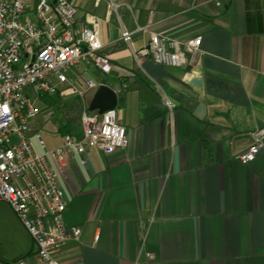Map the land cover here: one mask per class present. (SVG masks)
<instances>
[{
    "label": "crops",
    "instance_id": "obj_1",
    "mask_svg": "<svg viewBox=\"0 0 264 264\" xmlns=\"http://www.w3.org/2000/svg\"><path fill=\"white\" fill-rule=\"evenodd\" d=\"M38 1L26 0V8L34 11ZM68 1L78 11L76 26L85 25L86 14L97 17L100 53L113 65L103 75L80 64L69 77L78 87L91 80L116 92L128 145L111 155L94 148L67 154L57 170L67 200L64 224L80 237L56 258L64 264H264V0ZM136 26L148 31L122 42V30ZM150 32L182 42L200 37L197 66L137 65L133 52ZM97 87L83 99L38 100L58 115H39V129L50 130L39 134L45 150L60 146L66 134L81 136L82 127L74 126H81ZM31 121L27 137L41 153ZM257 131H263L262 149L242 164L236 156ZM1 205L0 221L10 223L3 231L24 240L0 258L33 260V241Z\"/></svg>",
    "mask_w": 264,
    "mask_h": 264
},
{
    "label": "built area",
    "instance_id": "obj_2",
    "mask_svg": "<svg viewBox=\"0 0 264 264\" xmlns=\"http://www.w3.org/2000/svg\"><path fill=\"white\" fill-rule=\"evenodd\" d=\"M117 7L111 4L114 11ZM25 10L26 0H0V202L16 214L36 250L33 260L0 258V264H64L56 256L68 242L79 239L80 230L65 227L67 200L57 170L62 171L71 151L83 155L94 148L111 155L125 149L128 135L115 109L98 114L84 107L79 138L66 134L60 146L45 150L37 134L42 152L35 150L27 134L29 121L41 113L38 100L56 94L83 99L97 85L87 80L84 87H78L69 77L70 70L84 64L108 75L113 65L100 53L97 17L86 14L85 25L76 26L78 11L68 0H39L34 22L22 19ZM146 31L148 27L140 26L132 32L122 30L120 39L130 44L134 33ZM200 45V37L182 42L150 32L148 43L134 51L133 58L137 65L152 60L166 67L194 68ZM163 102L173 108L169 100ZM262 134L253 133V143L237 154L240 163L247 164L259 154Z\"/></svg>",
    "mask_w": 264,
    "mask_h": 264
},
{
    "label": "rangeland",
    "instance_id": "obj_3",
    "mask_svg": "<svg viewBox=\"0 0 264 264\" xmlns=\"http://www.w3.org/2000/svg\"><path fill=\"white\" fill-rule=\"evenodd\" d=\"M33 12L34 11L32 9V6L29 7V9L26 8L25 14L22 16V19L25 20L26 18H29L31 21L34 22L35 16H34ZM89 75L93 79L96 78L95 74L92 73V71H91V74H89ZM38 108L41 111V113L39 115H44L45 117L47 115H49V117L51 116V119H55L58 116L57 113L53 112L54 109L52 110L51 108H48L47 106H45V104H39L38 103ZM72 114H73L74 118H75V116L77 117V115H79V109L78 108L73 109ZM39 115L36 116L35 118H33L31 123H33L35 126V131H34L35 133L34 134H41L42 136H44V132H49L50 130L48 129V127H45V126L44 127L42 126V128L39 129V124L43 125V123H44V120ZM75 124H77V123H75ZM74 127L76 129H79V130L81 129L80 125H75ZM12 140L15 141L16 139L13 138ZM0 203L8 205L5 202H0ZM1 204H0V210L4 209V206H2ZM7 223L8 224L0 221V254H5L6 256H10L14 252H16V250H18V247L23 242L24 237L21 234L14 233L15 234V240H13L12 237H10V235L7 234V232L3 231L2 227H4V225L5 226L10 225L9 221H7ZM1 259H3V258H1ZM3 260H7V259H3Z\"/></svg>",
    "mask_w": 264,
    "mask_h": 264
},
{
    "label": "water",
    "instance_id": "obj_4",
    "mask_svg": "<svg viewBox=\"0 0 264 264\" xmlns=\"http://www.w3.org/2000/svg\"><path fill=\"white\" fill-rule=\"evenodd\" d=\"M118 103V97L107 85L101 84L94 92L93 98L88 106L90 112L96 111L102 114L106 111L114 110Z\"/></svg>",
    "mask_w": 264,
    "mask_h": 264
},
{
    "label": "trees",
    "instance_id": "obj_5",
    "mask_svg": "<svg viewBox=\"0 0 264 264\" xmlns=\"http://www.w3.org/2000/svg\"><path fill=\"white\" fill-rule=\"evenodd\" d=\"M24 257V256H23Z\"/></svg>",
    "mask_w": 264,
    "mask_h": 264
}]
</instances>
